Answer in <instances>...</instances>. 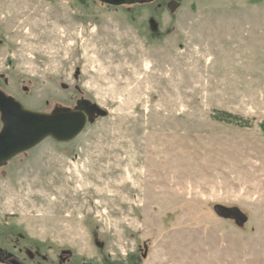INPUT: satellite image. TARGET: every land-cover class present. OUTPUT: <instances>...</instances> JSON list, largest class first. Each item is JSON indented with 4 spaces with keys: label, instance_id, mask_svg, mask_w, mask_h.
<instances>
[{
    "label": "rangeland",
    "instance_id": "rangeland-1",
    "mask_svg": "<svg viewBox=\"0 0 264 264\" xmlns=\"http://www.w3.org/2000/svg\"><path fill=\"white\" fill-rule=\"evenodd\" d=\"M168 1L0 0V90L105 113L0 168V264H264V0Z\"/></svg>",
    "mask_w": 264,
    "mask_h": 264
},
{
    "label": "water",
    "instance_id": "water-1",
    "mask_svg": "<svg viewBox=\"0 0 264 264\" xmlns=\"http://www.w3.org/2000/svg\"><path fill=\"white\" fill-rule=\"evenodd\" d=\"M0 112L3 129L0 132V168L7 162L52 138L60 143L75 140L95 115L105 114L88 101H79L74 110L62 109L53 114L26 109L22 103L0 91ZM215 211L222 217H234L240 224L247 216L236 208L218 206Z\"/></svg>",
    "mask_w": 264,
    "mask_h": 264
},
{
    "label": "flooded vegetation",
    "instance_id": "flooded-vegetation-1",
    "mask_svg": "<svg viewBox=\"0 0 264 264\" xmlns=\"http://www.w3.org/2000/svg\"><path fill=\"white\" fill-rule=\"evenodd\" d=\"M108 1H111L112 4L125 5V4H144L145 2L152 1V0H108ZM178 6H179V4L177 1L170 0L167 3L166 9H168L169 11H174L178 8ZM1 92H3V91H1ZM6 96L9 97L8 95H6ZM0 117H1V112H0ZM2 129H3V123H2V128L0 129V132L2 131ZM14 264H17V262L15 260H14Z\"/></svg>",
    "mask_w": 264,
    "mask_h": 264
},
{
    "label": "trees",
    "instance_id": "trees-1",
    "mask_svg": "<svg viewBox=\"0 0 264 264\" xmlns=\"http://www.w3.org/2000/svg\"><path fill=\"white\" fill-rule=\"evenodd\" d=\"M222 117H216V119L220 120V121H225V122H230V119H237V117H233V115L229 114V113H221Z\"/></svg>",
    "mask_w": 264,
    "mask_h": 264
}]
</instances>
